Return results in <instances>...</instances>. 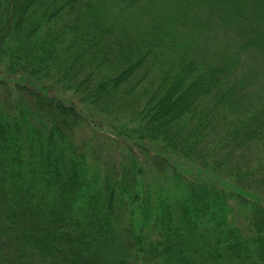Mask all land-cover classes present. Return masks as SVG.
<instances>
[{"label": "trees", "instance_id": "1", "mask_svg": "<svg viewBox=\"0 0 264 264\" xmlns=\"http://www.w3.org/2000/svg\"><path fill=\"white\" fill-rule=\"evenodd\" d=\"M156 1L0 0V264H264V0Z\"/></svg>", "mask_w": 264, "mask_h": 264}, {"label": "rangeland", "instance_id": "2", "mask_svg": "<svg viewBox=\"0 0 264 264\" xmlns=\"http://www.w3.org/2000/svg\"><path fill=\"white\" fill-rule=\"evenodd\" d=\"M178 0H157L156 8L162 4H165L163 7H171V3L174 4ZM75 138L84 146L94 147L99 151L103 157H110V159H115L119 152L128 155L130 150L131 153V144L129 142L117 141V143L111 144L109 138L106 135L101 133L94 132L90 126L84 124L77 128L75 133ZM167 161L170 167L164 169H158L157 167L146 168L144 179L147 183V186L151 190L152 196L160 195L164 197L169 203L175 204L182 198L184 194V188L181 184L176 181L173 177L171 169L179 174L185 175L187 178H201L206 170L199 168L198 164L187 160L177 154L169 153L166 155ZM100 163H103L100 160ZM264 198V195H263ZM137 221H140V218L137 217ZM122 241V236H116L115 242L112 243L114 255H120L122 253L120 242ZM143 264V263H140Z\"/></svg>", "mask_w": 264, "mask_h": 264}]
</instances>
